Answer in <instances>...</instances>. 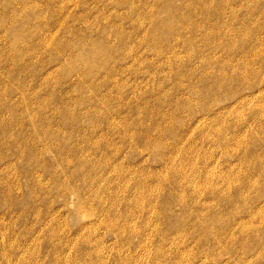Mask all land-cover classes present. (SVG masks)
Returning <instances> with one entry per match:
<instances>
[{
	"label": "rangeland",
	"instance_id": "rangeland-1",
	"mask_svg": "<svg viewBox=\"0 0 264 264\" xmlns=\"http://www.w3.org/2000/svg\"><path fill=\"white\" fill-rule=\"evenodd\" d=\"M0 264H264V0H0Z\"/></svg>",
	"mask_w": 264,
	"mask_h": 264
},
{
	"label": "bare ground",
	"instance_id": "bare-ground-1",
	"mask_svg": "<svg viewBox=\"0 0 264 264\" xmlns=\"http://www.w3.org/2000/svg\"><path fill=\"white\" fill-rule=\"evenodd\" d=\"M162 28L166 31L168 30L170 27H169V24H166V23H162ZM237 77V76H236ZM234 77V78H236ZM244 80V79H243ZM251 86V85H250Z\"/></svg>",
	"mask_w": 264,
	"mask_h": 264
}]
</instances>
